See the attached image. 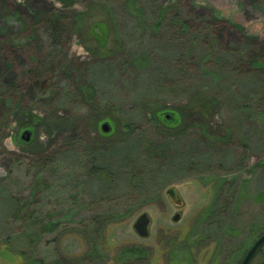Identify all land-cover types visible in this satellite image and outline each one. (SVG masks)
<instances>
[{
	"label": "rangeland",
	"instance_id": "obj_1",
	"mask_svg": "<svg viewBox=\"0 0 264 264\" xmlns=\"http://www.w3.org/2000/svg\"><path fill=\"white\" fill-rule=\"evenodd\" d=\"M49 19L52 76L32 80ZM263 45L264 0H0V264H237L264 231ZM156 107L182 113L177 129Z\"/></svg>",
	"mask_w": 264,
	"mask_h": 264
},
{
	"label": "trees",
	"instance_id": "obj_2",
	"mask_svg": "<svg viewBox=\"0 0 264 264\" xmlns=\"http://www.w3.org/2000/svg\"><path fill=\"white\" fill-rule=\"evenodd\" d=\"M59 1L65 7H69L74 3V0H59ZM83 16H84V14L80 15L79 19L82 18ZM44 27H45V31L47 34L46 36L48 37V50H47L46 56L39 60L35 70L33 72H31V79L32 80L37 79L38 77H42V76H52L51 75V73H52L51 64H52V60H53V53L56 50V48L58 47L59 37L63 33V30H64V28L53 19L47 20L44 24ZM260 53L264 54V45L260 48ZM142 59L143 58L137 59L136 65L138 67L143 65ZM65 90H66L65 93H68V94L72 92L68 88H66ZM0 91L3 93H8L7 87L1 86V85H0ZM75 92L79 95V98H81L83 101L88 102V103L94 97V91L90 87H77ZM0 110H2V108H0ZM166 110H168V109H161V108L156 107V108H153L152 110H150V112H151V114H153L156 121L160 125H162L164 128H166V131L173 132L181 124L183 115L181 112H179L177 110L170 109V111L177 113L178 124L175 127H167V126H165L164 122L161 120V117H160L161 113L163 111H166ZM23 119H24V121H22L20 123L19 127L16 130V135L18 136L20 134V132L26 128H32V130L34 131V134H35L36 129L41 124L40 121L38 119L31 117V116L28 117V119L23 117ZM101 121H108L112 126H114V122L110 118H104ZM100 122H98V123H100ZM127 133H129V131ZM261 165L264 167V159L261 161ZM103 176H105V174H102V173L99 174L100 180L102 179ZM256 200L259 201L258 198ZM249 231L250 232L248 233L249 235H248L247 240L239 243V245L234 247L233 251H231V253H230L231 259L234 260L235 262H237V264H239L240 259L243 257V255L246 253L249 246L252 244L251 241H252L253 236H257L258 234H264V231H262V230L260 232L255 231L254 227L250 228ZM227 232H229V231H227ZM229 233H228V235H229ZM230 236H231V233H230ZM140 256H141L140 253L135 249L124 250L120 253V259H122V260L136 259V258H139ZM258 256L261 259H263V261H264V252L262 251V249H260V251L254 257V259ZM221 257H222L221 254L215 253L212 257V260L210 261V264L211 263L213 264L214 262H215V264L216 263L219 264V262L223 263ZM29 264H43V262L41 260H34V261H31Z\"/></svg>",
	"mask_w": 264,
	"mask_h": 264
},
{
	"label": "water",
	"instance_id": "obj_3",
	"mask_svg": "<svg viewBox=\"0 0 264 264\" xmlns=\"http://www.w3.org/2000/svg\"><path fill=\"white\" fill-rule=\"evenodd\" d=\"M160 117L161 120L164 122L165 126L167 127H175L178 124L177 113L173 111L170 110L163 111ZM99 129L102 134H109V132L111 131L110 123L108 121H104L103 123L100 124ZM33 135H34V131L32 130V128L23 129L18 135L19 141L24 144H29L33 138ZM166 195L176 204L178 203V201H180L178 195L173 189L167 190ZM179 216H180L179 214L174 215L172 221L177 222L179 220ZM149 223H150L149 218L147 217V215L143 214L139 216L134 222L133 230L141 238H146L149 234L148 232ZM263 245H264V234H262L253 243L250 249H248L240 264H249L251 260L254 258L256 252L259 249H261ZM260 264H264V261L261 262Z\"/></svg>",
	"mask_w": 264,
	"mask_h": 264
},
{
	"label": "flooded vegetation",
	"instance_id": "obj_4",
	"mask_svg": "<svg viewBox=\"0 0 264 264\" xmlns=\"http://www.w3.org/2000/svg\"><path fill=\"white\" fill-rule=\"evenodd\" d=\"M259 251H260V249L256 252L255 256L257 255V253H258ZM255 256H254V257H255ZM253 259H254V258H253ZM242 260H243V259H242ZM251 262H252V260H251ZM251 262H250L249 264H251ZM261 262H263V259H261L260 262H259L258 264H260ZM240 263H241V261L239 262V264H240Z\"/></svg>",
	"mask_w": 264,
	"mask_h": 264
}]
</instances>
